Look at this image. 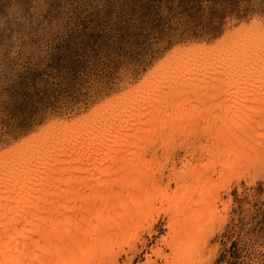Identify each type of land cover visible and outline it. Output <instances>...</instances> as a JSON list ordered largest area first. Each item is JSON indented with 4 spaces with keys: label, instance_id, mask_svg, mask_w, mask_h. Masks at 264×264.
<instances>
[{
    "label": "bare ground",
    "instance_id": "1",
    "mask_svg": "<svg viewBox=\"0 0 264 264\" xmlns=\"http://www.w3.org/2000/svg\"><path fill=\"white\" fill-rule=\"evenodd\" d=\"M232 30L175 50L85 117L0 149V264H119L161 210L171 262L201 263L222 218V177L264 167V24ZM197 229L202 246L185 239Z\"/></svg>",
    "mask_w": 264,
    "mask_h": 264
},
{
    "label": "rangeland",
    "instance_id": "2",
    "mask_svg": "<svg viewBox=\"0 0 264 264\" xmlns=\"http://www.w3.org/2000/svg\"><path fill=\"white\" fill-rule=\"evenodd\" d=\"M199 14L197 0H0V105H6L0 114V149L32 138L54 121L81 119L128 88L141 86L175 50L208 46L229 29L238 30L253 20L264 24V0H238L231 13L211 27L175 22L177 16ZM101 67L104 79L97 83ZM183 158L184 152L176 157L178 168ZM243 173L222 177L224 187L219 193L214 190L222 197L217 205L222 218L216 221L218 231L204 247L200 264H260L264 167ZM168 174L165 171L162 186ZM160 212L152 229L141 231L135 244L131 242L133 252L124 246L119 264H146L149 257L154 264H165L160 257L166 255L172 263L173 252L165 242L171 241L170 218ZM200 234L197 229L185 239L202 246ZM174 235L175 241L183 242L179 232ZM156 248L161 256L153 255Z\"/></svg>",
    "mask_w": 264,
    "mask_h": 264
},
{
    "label": "snow or ice",
    "instance_id": "3",
    "mask_svg": "<svg viewBox=\"0 0 264 264\" xmlns=\"http://www.w3.org/2000/svg\"><path fill=\"white\" fill-rule=\"evenodd\" d=\"M238 3V0H197L200 7V14L198 18L177 16L176 23H185L186 20L191 21V26H199L201 28L211 27L214 21L222 20L225 15H229L231 10ZM100 76L96 78L97 83L103 82V67L100 68ZM6 105H0V114ZM260 264H264V254L260 257Z\"/></svg>",
    "mask_w": 264,
    "mask_h": 264
}]
</instances>
